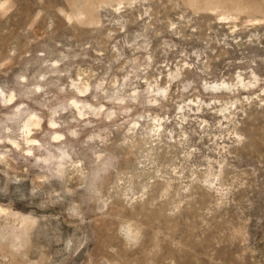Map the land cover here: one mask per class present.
Here are the masks:
<instances>
[{
	"label": "rangeland",
	"instance_id": "374dc122",
	"mask_svg": "<svg viewBox=\"0 0 264 264\" xmlns=\"http://www.w3.org/2000/svg\"><path fill=\"white\" fill-rule=\"evenodd\" d=\"M0 264H264V0H0Z\"/></svg>",
	"mask_w": 264,
	"mask_h": 264
}]
</instances>
